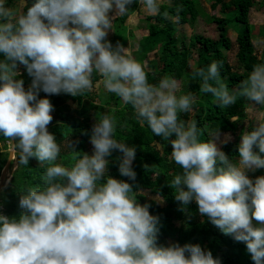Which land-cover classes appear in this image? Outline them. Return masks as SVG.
Wrapping results in <instances>:
<instances>
[{
  "label": "clouds",
  "instance_id": "obj_1",
  "mask_svg": "<svg viewBox=\"0 0 264 264\" xmlns=\"http://www.w3.org/2000/svg\"><path fill=\"white\" fill-rule=\"evenodd\" d=\"M133 4L148 16L180 20L181 9L174 17L161 12V0H32L20 13L0 0V135L19 165L35 159L46 166L41 183L19 193L18 217L0 211V264H221L198 243L159 244L160 217L138 202L128 182L136 180V148L115 138L114 115L94 124L91 155L71 140V166L57 162L61 146L48 130L54 107L40 93L84 96L93 90L94 74L107 92L131 105L137 121L170 143L181 169L168 182L178 210L190 215L187 206L194 201L201 217L244 243L254 264H264V175L253 180L247 174L264 169V114L242 133L235 162L218 146L227 143L219 129L202 141L197 122L181 119L193 110L196 95H177L181 86L172 76L150 83L145 66L108 39L113 21L129 15ZM20 66L32 78L27 90L17 78ZM221 67L213 61L193 70L200 93L211 94L222 108L240 99L264 106V62L232 91L221 80ZM114 151L122 154L118 171L127 180L107 174Z\"/></svg>",
  "mask_w": 264,
  "mask_h": 264
},
{
  "label": "trees",
  "instance_id": "obj_2",
  "mask_svg": "<svg viewBox=\"0 0 264 264\" xmlns=\"http://www.w3.org/2000/svg\"><path fill=\"white\" fill-rule=\"evenodd\" d=\"M17 1L21 0H7L8 6ZM258 2L259 0H229L228 2L214 0L212 7L216 9L218 5H221L223 12L222 16L211 18V22L216 25L218 38L195 32L190 36L188 43L183 39L179 40L178 33L181 26H195L201 15L199 0L161 2V12L167 10L173 17L177 15V8L181 9L179 22L173 23L171 20L163 19L162 16L147 15L148 34L139 41V49L142 53L140 63L145 66L143 59H148L151 53L155 54V58L148 61L149 66H145L150 83L157 84L165 75L172 76L183 83L185 93L191 92L196 95L197 103L193 106V110L190 113L181 114V119L197 122L198 128L202 130L200 137L202 141L207 142L212 139L209 133L217 129L220 133L237 135L236 140L224 143L221 147L234 162L238 159V145L243 132L240 126L246 118L245 110L251 103L240 99L229 108L218 107L211 94L200 93V81L192 80L191 74L196 68L206 69L213 61L222 62L221 80L232 91L247 78L253 65L264 62V27L263 50L259 55L255 48L250 20V12ZM261 4L264 5V2ZM139 7L140 5L133 4L129 15L135 13ZM129 15L117 17L113 21L114 32L108 39L114 46L119 42L127 47L129 37L134 36L126 24ZM230 29L237 34L236 59L239 65L237 70L230 64L226 54V51L233 48V41L229 36ZM191 61H194V67ZM19 71L21 75L17 78L23 79L27 90L32 78L23 66H20ZM100 78L94 74L93 85ZM40 98H48L54 107L51 113L53 120L48 130L55 135L57 143L61 146V154L57 162L66 166H71L72 154L71 149H62L66 140H78L76 150L91 155L89 142L94 124L105 114L116 117L118 124L115 138L136 148V157L132 165L137 174L136 180L128 182L134 184L138 202L150 204V213L160 217L162 227L158 238L159 244L168 246L179 243L183 246L186 243H198L205 250H211L213 257L219 258L221 264H254L246 245L223 234L207 220V217H201L194 201L187 206L190 215L178 210L180 204L175 200L174 189L168 186V182L181 172L180 167L171 158V145L161 137L155 136L145 122L137 121L131 105H125L115 94L107 92L97 95L93 90L84 96L76 97L63 93L48 96L41 92ZM96 99H99V104L95 103ZM69 102L79 105L80 108L76 114L71 112ZM87 103L94 108L93 117L95 118L87 114ZM121 124L126 126L121 128ZM252 127V125L249 127V131ZM255 150L258 151V149ZM121 155L120 152L114 151L108 157L110 163L107 174L112 178L127 180L126 177L120 176L118 171V157ZM8 157L9 143L0 135V175ZM13 166L15 169L11 180L0 195V203L3 204L0 211L9 217H18L21 212L18 207L19 193L26 191L30 186L40 184L46 166H40L35 159H31L28 166L19 165L18 157ZM145 190L159 195L166 205L161 206L156 201L148 199L142 193Z\"/></svg>",
  "mask_w": 264,
  "mask_h": 264
},
{
  "label": "rangeland",
  "instance_id": "obj_3",
  "mask_svg": "<svg viewBox=\"0 0 264 264\" xmlns=\"http://www.w3.org/2000/svg\"><path fill=\"white\" fill-rule=\"evenodd\" d=\"M166 1L168 0H161V2H166ZM225 1L228 2L229 0H225ZM31 2L32 1L21 0V1H17L13 5H10V7L14 8L17 11V13H20V12L26 11V7L28 5L30 6ZM199 2L201 5L200 18L198 19L194 27H191L189 25L181 26L180 31L178 33L179 40L183 39L184 41L188 43L190 36L195 32L203 33L212 38H216V39L218 38V32H217L216 25L211 22V18L212 16H222L223 15V12L221 11V5H218V7L215 9L212 7L214 0H199ZM262 2H264V0H259L256 6L252 8L250 12V20L252 23L253 35H254V44H255V48L259 55L261 51L263 50L262 36H263V27H264V5L261 4ZM146 17L147 15L142 11L141 7H139V9L135 13L128 16V19L126 21V24L128 25L130 32H132L134 36L129 37L127 47H124V48H125L126 53L131 55L138 62L142 60L141 58L142 53L139 49V41L144 35L148 34V31H147L148 21ZM112 31L114 32V25H113ZM113 32L109 33L108 38L113 35ZM229 36L231 37L233 41V48L230 51H226V54L228 55L230 64L233 65L234 69L237 70L239 69V65L236 59V53L238 51V46L236 43L237 34L233 29H230ZM154 58H155V54L151 53L148 59H143L145 66H149L148 61ZM191 65L192 67H194L195 65L194 61H191ZM178 82L181 87H180V90L177 92V95L186 94L183 83L181 81H178ZM93 91L96 92L97 95L101 93H107V91L103 87L102 78H100V80L96 82V84L93 87ZM95 103L99 104V99H96ZM69 104L71 106V112L73 114H76V111L80 108L79 105L73 102H69ZM87 114L90 117L95 118L93 117L94 108H92L88 103H87ZM258 114H264V106H256L253 104H249L245 110L246 118L244 122L241 124L240 130H243V132L249 131V127L251 125L254 126ZM97 122L98 121H96V123ZM236 138H237V135H234L232 133H221V137H220L221 141L227 140V142L234 141L236 140ZM69 141L71 140L68 139L64 142L62 149L68 150L67 144L69 143ZM223 144L224 143L218 142L219 147H222ZM89 149H90L89 150L90 154H92L93 148L90 142H89ZM14 169H15L14 166L10 168L9 175L7 178L11 176ZM247 174L249 175V178L254 180L256 177L264 175V169H258L255 172H248ZM142 193L148 199H153L161 206L166 205L165 201L160 196L153 194L151 191L145 190ZM156 199H162L163 202L160 203Z\"/></svg>",
  "mask_w": 264,
  "mask_h": 264
},
{
  "label": "water",
  "instance_id": "obj_4",
  "mask_svg": "<svg viewBox=\"0 0 264 264\" xmlns=\"http://www.w3.org/2000/svg\"><path fill=\"white\" fill-rule=\"evenodd\" d=\"M15 162H16V158L14 159L12 157V153H11V150L9 147V157H8V160L5 164V166L3 167V170H2L1 175H0V195H1L2 191L4 190V188L9 184V182L11 180L12 174L9 178H7V177L9 175L10 168H12V164ZM6 181H7V184H5Z\"/></svg>",
  "mask_w": 264,
  "mask_h": 264
}]
</instances>
